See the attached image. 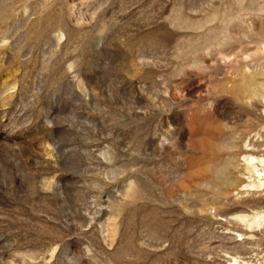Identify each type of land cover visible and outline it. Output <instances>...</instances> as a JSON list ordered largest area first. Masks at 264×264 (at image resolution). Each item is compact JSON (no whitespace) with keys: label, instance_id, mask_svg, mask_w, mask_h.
Here are the masks:
<instances>
[{"label":"rangeland","instance_id":"rangeland-1","mask_svg":"<svg viewBox=\"0 0 264 264\" xmlns=\"http://www.w3.org/2000/svg\"><path fill=\"white\" fill-rule=\"evenodd\" d=\"M263 160L264 0H0V264H264Z\"/></svg>","mask_w":264,"mask_h":264},{"label":"bare ground","instance_id":"bare-ground-1","mask_svg":"<svg viewBox=\"0 0 264 264\" xmlns=\"http://www.w3.org/2000/svg\"><path fill=\"white\" fill-rule=\"evenodd\" d=\"M261 88V87H260ZM246 91V90H245ZM240 94V93H239ZM243 94V93H242ZM241 94V95H242ZM246 94V93H245ZM247 95V94H246ZM245 95V96H246ZM243 96V95H242ZM162 136V135H161ZM163 137H165V136H163ZM166 138V137H165ZM164 138V140H166ZM166 143V142H165ZM251 144V143H250ZM255 144V143H254ZM234 146V145H233ZM244 153H247V151L246 152H244ZM248 154H250L249 152H248ZM248 158H247V161L248 162H251L254 158L252 157V154H250V155H248L247 156ZM263 162V164H264V160L262 161ZM264 166V165H263ZM256 169V168H255ZM253 172V171H252ZM221 175V176H220ZM217 182H219V181H221V182H223V181H226L228 178L226 177V175L225 174H223V173H220L219 175H217ZM255 180V179H254ZM260 184L258 183V184H253V183H251L250 184V186H256V187H258ZM261 186V185H260ZM258 215V213L256 214V216ZM264 215V214H263ZM263 215H262V217H263ZM254 216V215H253ZM261 216H257V218H255V217H253V219L251 220V223L252 224H250V225H256V226H258V225H260L261 224V218H262ZM264 220V219H263ZM262 220V221H263ZM250 222V221H249ZM263 223V222H262ZM249 225V226H250ZM262 225V224H261ZM253 227V226H252ZM257 251V250H256ZM258 253V252H257ZM235 261H236V259H235ZM240 264V263H239Z\"/></svg>","mask_w":264,"mask_h":264}]
</instances>
